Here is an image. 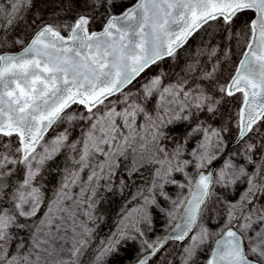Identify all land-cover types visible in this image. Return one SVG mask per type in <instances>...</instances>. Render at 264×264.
I'll list each match as a JSON object with an SVG mask.
<instances>
[{
    "label": "snow or ice",
    "instance_id": "6c2138e0",
    "mask_svg": "<svg viewBox=\"0 0 264 264\" xmlns=\"http://www.w3.org/2000/svg\"><path fill=\"white\" fill-rule=\"evenodd\" d=\"M60 10L0 0V264H264V0ZM213 27L239 59L214 36L183 59Z\"/></svg>",
    "mask_w": 264,
    "mask_h": 264
},
{
    "label": "trees",
    "instance_id": "16d2710c",
    "mask_svg": "<svg viewBox=\"0 0 264 264\" xmlns=\"http://www.w3.org/2000/svg\"><path fill=\"white\" fill-rule=\"evenodd\" d=\"M214 34H220L219 30L215 27L210 28L208 30V33H204L203 30L201 32L197 33L195 36H193L187 45H185L186 50H181L182 55L184 56V59H187L191 55H195L197 52L200 51L202 44H207V40H209ZM234 48L236 51H242L241 44L237 43V41H234ZM237 58L240 57V53L237 54ZM232 64V63H231ZM57 163L62 164L63 159L58 158ZM125 198L116 195L110 197V199L105 202L102 205V214H103V221L100 223L99 228L97 229L96 236L94 237L92 241V248L96 246L98 241L101 238H104V236L109 234V231L111 230L113 223L118 216L124 202ZM91 248L84 253V255L81 257V264H87L90 261L91 258ZM175 264H178V262L175 260Z\"/></svg>",
    "mask_w": 264,
    "mask_h": 264
},
{
    "label": "rangeland",
    "instance_id": "374dc122",
    "mask_svg": "<svg viewBox=\"0 0 264 264\" xmlns=\"http://www.w3.org/2000/svg\"><path fill=\"white\" fill-rule=\"evenodd\" d=\"M135 0H130L131 2H134ZM63 6V0H39V12L41 15H43L46 19L48 20H53V19H58L64 16V13L60 10ZM15 34H22L20 29H17ZM214 43L216 45H218L220 48H223L225 46V44H228V46L231 48L232 52L230 54L231 60L235 61L238 60L239 58H237V54L241 53V51H236V49L234 48V41L235 39L232 40H225L221 34H214ZM212 36V37H213ZM212 37L207 40V43H209L210 41H212ZM184 59V56H183ZM203 59V58H202ZM222 60H224V58L222 57ZM170 64L175 67L176 62L175 61H170ZM235 67L234 64L231 63H227L226 61L222 64V68L224 70V74L227 75L229 72H231L233 70V68ZM176 71H179V68L176 67L175 68ZM232 111H235V108L231 109ZM49 135H51V133H49ZM134 191V190H133ZM126 204V200L122 206V208L125 206ZM121 208V209H122ZM121 212V210H120ZM120 212L118 214V216L116 217L113 226L111 228V230H114L115 224L119 221L120 218ZM157 227L159 228V231L161 233H164L165 230L167 229L166 227V221L164 216L161 214L158 218V223H157ZM107 236V235H106ZM104 236V238L106 237ZM103 239V238H101ZM100 239V240H101ZM99 243V241H98ZM97 243V244H98ZM95 248V247H94ZM167 251L169 253L171 252H175V260L178 262L179 264V249L178 248H174L173 245L169 244L166 245ZM87 264H91V260L87 263Z\"/></svg>",
    "mask_w": 264,
    "mask_h": 264
},
{
    "label": "water",
    "instance_id": "95a60500",
    "mask_svg": "<svg viewBox=\"0 0 264 264\" xmlns=\"http://www.w3.org/2000/svg\"><path fill=\"white\" fill-rule=\"evenodd\" d=\"M134 2H135V1H134ZM166 232H167V229L165 230V232H164V233L166 234Z\"/></svg>",
    "mask_w": 264,
    "mask_h": 264
}]
</instances>
